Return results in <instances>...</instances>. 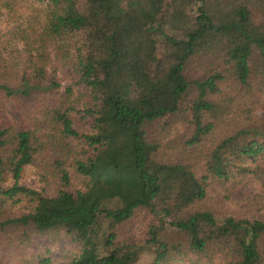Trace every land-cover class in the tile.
<instances>
[{"label": "trees", "instance_id": "trees-1", "mask_svg": "<svg viewBox=\"0 0 264 264\" xmlns=\"http://www.w3.org/2000/svg\"><path fill=\"white\" fill-rule=\"evenodd\" d=\"M21 1L0 0V15L5 9L14 17L0 49L17 52L0 50V90L30 99L59 87L48 76L47 43L72 39L92 130L80 133L71 107L62 108L70 87L53 114L61 132L84 139L92 153L74 159L81 188L42 196L19 179L43 142L0 125V200L22 194L36 202L33 211L0 221V230L64 228L80 244L67 264H134L138 250L116 241L117 228L146 209L156 218L145 241L154 248L151 264H170L169 254L181 252L169 230L184 233L189 250L208 264L215 255L228 258L225 264H264V219L216 212L224 200L209 189L264 154V123L251 116L264 108V0H40L39 28L16 16ZM173 118L187 124L185 145L211 141L203 173L157 159L160 144L146 127ZM221 124L226 133L215 139ZM256 171L264 185V168ZM61 179L70 184L67 171Z\"/></svg>", "mask_w": 264, "mask_h": 264}, {"label": "rangeland", "instance_id": "rangeland-1", "mask_svg": "<svg viewBox=\"0 0 264 264\" xmlns=\"http://www.w3.org/2000/svg\"><path fill=\"white\" fill-rule=\"evenodd\" d=\"M42 7L40 0H22L16 16L24 25L30 24L39 28L42 18L35 15L37 9ZM160 15L167 17L166 5L162 7ZM13 18L7 17L6 10H2L0 42L6 40L4 33L12 25ZM71 42L72 39H67L47 43L48 76L54 78L60 84L59 87L49 89L46 94L43 93L45 96L33 95L30 99L16 95L6 96L0 90V125L10 127L11 130H29L38 142H43L36 151L33 162L24 167L19 179L21 185L37 191L42 196H55L61 189L74 191L81 188V178L76 176L74 170V159H81L92 153V147L84 139L61 132L60 119L53 114L54 109L61 104L59 101L66 99L63 95L66 87H70L73 90L71 100H67L62 108L71 107L67 110L68 116L72 119L73 127L80 133H89L92 130L93 115L85 112L91 103V97L79 80L73 65ZM0 50L4 55H17L14 48L6 50L2 47ZM251 116L260 125L263 124L264 108H257L251 112ZM227 127L228 124H221L220 129L215 131V139L221 138ZM146 129L149 137L160 144L156 155L158 160L188 162L197 174L203 173L204 162L209 156L212 143L208 141L193 146L185 145L184 138L189 129L183 119L154 121L148 124ZM241 166L245 168L244 171H239L227 181L221 183L212 180L210 183L209 189L213 195L224 200L215 210L264 219V185L256 171L258 167L264 168V154L246 158L241 162ZM63 171H67L70 176V184L65 186L62 185L61 179ZM7 184H12V181L9 180ZM35 204L33 198L22 194L3 198L0 200V221L27 214L33 211ZM155 221L156 218L149 211L138 209L129 220L117 228L116 241L134 246L138 250V259L134 264H151L153 261L154 248L145 241L149 226ZM166 237L170 243L178 245L181 249L180 253L172 251L169 254L170 264H208L205 258L198 257L189 250L184 233L169 230ZM79 247L78 241L64 228L37 231L32 226L7 225L0 230V264H48L41 260L43 257H50L49 264H67ZM226 260L228 258L223 255L213 257L214 264H225Z\"/></svg>", "mask_w": 264, "mask_h": 264}]
</instances>
